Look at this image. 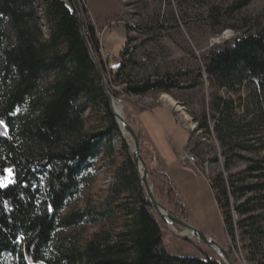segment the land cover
<instances>
[{
	"label": "trees",
	"instance_id": "trees-1",
	"mask_svg": "<svg viewBox=\"0 0 264 264\" xmlns=\"http://www.w3.org/2000/svg\"><path fill=\"white\" fill-rule=\"evenodd\" d=\"M67 1L70 6L65 0H0V120L4 122L0 133L5 126L8 130L7 136L0 134V175L7 158L12 169V182L0 187V264H224L218 258L166 252L131 153L121 178L134 199L119 205L126 216L123 227L113 235L98 231L84 244L79 243V233L63 235L112 215L106 203L64 211L92 182L94 160L110 148L111 134L119 132L81 39L76 12ZM81 10L85 35L104 72L95 29L86 21L85 9ZM134 48L124 45L121 49L123 60L114 66L115 76L123 75L129 66L145 64ZM203 73L224 89L245 83L260 103L264 100V28L224 42L202 58V65L194 61L190 69L145 78L126 74L121 90L141 96L190 89ZM106 83L114 97L115 91ZM90 106L104 110L105 133L85 130L83 113ZM213 111L219 135L231 137L249 126L232 121L228 103L221 99ZM251 146L238 144L243 150ZM147 170L154 191L168 199L172 213L183 218L184 206L171 180L161 171ZM238 174H229L227 179L217 174L208 183L230 239L231 216L224 208L230 206V195L241 199L234 208L242 216L239 222L247 227L244 232L253 247L264 237V160L249 164L242 177ZM9 258H13L11 263Z\"/></svg>",
	"mask_w": 264,
	"mask_h": 264
},
{
	"label": "rangeland",
	"instance_id": "rangeland-1",
	"mask_svg": "<svg viewBox=\"0 0 264 264\" xmlns=\"http://www.w3.org/2000/svg\"><path fill=\"white\" fill-rule=\"evenodd\" d=\"M242 1L117 0L122 12L107 27L113 29L110 44L106 43L102 36L106 25L98 30L94 29L99 42L100 59L105 69L102 74L115 91L114 100L122 105L125 120L133 127L139 138L140 154L147 169L158 171L152 165V155L147 149L141 130L135 123L134 118L136 117L137 121L139 118L135 108L148 106L154 102L171 105L180 123L190 133L191 139L187 150L196 156V165L202 173L196 180L188 179L182 174L185 173L184 170L187 171V167L180 164L178 157L175 164L169 168L171 181L184 206L183 218L221 245L229 254L232 264H258L251 259L264 263V237L259 244L250 246L248 236L244 232L248 229L240 224L242 216L234 208L241 199H235L230 195V206L224 208L225 213L231 216L233 238L230 239L225 232L221 211L208 182L217 174L226 179L229 174L240 173L238 176L242 177L249 164L264 160V100L256 103L255 98L251 96L250 86L245 83L234 84L231 89H224L204 73L198 79L197 85L190 89H173L168 93L148 92L141 96L126 95L121 90L126 74L145 78L190 69L194 61L202 65V58L224 42L264 28V0H249L246 4H242ZM65 2L70 6L67 0ZM80 5L85 9L81 0ZM43 31L46 34L44 26ZM225 32L229 34L219 39ZM124 45L129 48L135 47L134 54L142 55L146 62L140 67H127L123 70V75L117 77L113 69L123 60L119 52ZM219 99L228 103L232 121L239 125H249L244 127L240 134L225 137L215 131L212 115L215 113L214 103ZM83 120L88 133H105L108 129V121L102 107H88L83 113ZM184 134L182 130L181 136L176 137L177 140L183 141ZM238 144L252 146L243 150ZM131 149L132 141L128 135H123L120 131L113 132L110 148L103 149L94 160L96 170L92 182L82 189L78 198L68 203L64 211L87 205L99 207L106 203V206L112 209V215L95 225L69 229L63 235L79 233V243L84 244L98 231L107 230L113 235L123 227L126 216L119 205L125 200L134 199L130 198V192L124 187L121 178L123 170L127 167L128 153H131ZM4 169H11V159H6ZM10 175L4 171V174L0 175V182ZM170 178L168 177L169 180ZM147 180L152 185L157 201L169 209L168 199L154 191L153 180L149 174ZM149 211L159 224L162 246L168 254L219 259L217 253L210 247L197 241L192 235L189 239L180 236L179 233L184 231L182 228L159 218L151 207ZM12 261L13 258L8 259V263Z\"/></svg>",
	"mask_w": 264,
	"mask_h": 264
},
{
	"label": "crops",
	"instance_id": "crops-1",
	"mask_svg": "<svg viewBox=\"0 0 264 264\" xmlns=\"http://www.w3.org/2000/svg\"><path fill=\"white\" fill-rule=\"evenodd\" d=\"M81 1L84 3L85 19L89 24L97 30L106 25L102 36L104 41L109 43L113 37V29L107 27L122 12L120 4H117V0ZM135 113L139 114L138 121L136 117L134 118L135 123L141 130L147 149L152 155V165L170 178L168 173L170 166L175 164L176 157L186 151L190 143L188 129L180 123L174 109L168 104L154 102L148 106H139L135 108ZM182 130L185 133L184 140L178 141L176 137L181 136ZM186 170L182 174H185L188 179L196 180L202 174L197 165H190Z\"/></svg>",
	"mask_w": 264,
	"mask_h": 264
},
{
	"label": "water",
	"instance_id": "water-1",
	"mask_svg": "<svg viewBox=\"0 0 264 264\" xmlns=\"http://www.w3.org/2000/svg\"><path fill=\"white\" fill-rule=\"evenodd\" d=\"M71 2V5L74 9V11L76 12V16H77V21H78V29H79V33L81 36V39L83 41V43L85 44L89 56L95 66L96 69V73L100 79L101 82V86L102 89L104 91V93L106 94L111 112L115 118V121L117 123V114L114 112V97L113 95H111V93L108 90V87L106 85V81L104 79V76L102 74V70L100 67L99 62L97 61L91 46L87 40V37L85 35V31H84V19H83V14H82V10H81V6H80V0H69ZM122 122L124 124L125 130L127 132V135L129 136L130 140L132 141V149H131V157H132V162L133 165L135 167L136 173L139 177V181L141 184V187L146 195V198L148 199L149 203H150V207L152 208V210L155 212V214L161 218V219H167L169 220L170 224L172 225H176L179 228H182L184 231L189 232L193 237H195L197 239V241L207 245L208 247H210L213 251L217 250L216 252L219 259L221 261L224 262V264H232L229 254L226 252V250L219 245L215 240L209 238L207 236L206 233H204L203 231L191 226L185 218H180L178 217L176 214L172 213L169 209L163 207L162 205L161 208L162 210L159 211L158 208V201L153 193L152 190V185L149 184L147 177H148V170L147 167L145 166V163L141 157L140 154V141L139 138L135 132V130L133 129V127L124 119H122ZM180 236L189 239V237L184 236L182 233H179Z\"/></svg>",
	"mask_w": 264,
	"mask_h": 264
},
{
	"label": "bare ground",
	"instance_id": "bare-ground-1",
	"mask_svg": "<svg viewBox=\"0 0 264 264\" xmlns=\"http://www.w3.org/2000/svg\"><path fill=\"white\" fill-rule=\"evenodd\" d=\"M81 6V5H80ZM229 34V32H225L224 34H222V36L219 38V39H221V38H223V37H226L227 35ZM163 96H165V95H163ZM169 98V97H168ZM170 99V98H169ZM173 102V101H172ZM114 112L117 114V126H118V128H119V131L123 134V135H127V132H126V130H125V127H124V124H123V122H122V119L124 120L125 119V116H124V111H123V107H122V105H120L119 103H116V102H114ZM128 139V138H127ZM206 164V163H205ZM159 203V202H158ZM161 204L159 203V205H158V208H159V211H161L162 210V208H161V206H160ZM163 220H165L167 223H169L170 224V222H169V220H167V219H163ZM171 229L173 230V231H175V229L171 226ZM178 233V232H177ZM184 236H186V237H190V233L189 232H186V231H183V232H181ZM217 250H215V252H216ZM216 253H218V252H216Z\"/></svg>",
	"mask_w": 264,
	"mask_h": 264
},
{
	"label": "built area",
	"instance_id": "built-area-1",
	"mask_svg": "<svg viewBox=\"0 0 264 264\" xmlns=\"http://www.w3.org/2000/svg\"><path fill=\"white\" fill-rule=\"evenodd\" d=\"M99 54H100V49H99ZM178 161L180 162L181 165L188 167L190 165H196L197 158L189 150H186L178 155Z\"/></svg>",
	"mask_w": 264,
	"mask_h": 264
},
{
	"label": "snow or ice",
	"instance_id": "snow-or-ice-1",
	"mask_svg": "<svg viewBox=\"0 0 264 264\" xmlns=\"http://www.w3.org/2000/svg\"><path fill=\"white\" fill-rule=\"evenodd\" d=\"M3 123L4 122L2 120H0V125H3ZM0 134H2L4 136H7L8 135V130H7V127L6 126L4 127L3 132L0 133ZM4 171H6L7 173L11 174L12 169H5ZM10 182H12L11 179H10V176L9 177H5L3 179V182H0V187L4 186V183H10Z\"/></svg>",
	"mask_w": 264,
	"mask_h": 264
}]
</instances>
